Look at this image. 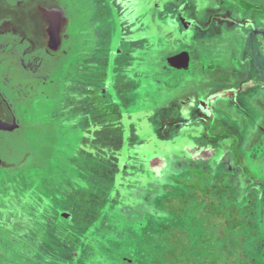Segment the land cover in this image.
I'll return each mask as SVG.
<instances>
[{
  "label": "rangeland",
  "instance_id": "374dc122",
  "mask_svg": "<svg viewBox=\"0 0 264 264\" xmlns=\"http://www.w3.org/2000/svg\"><path fill=\"white\" fill-rule=\"evenodd\" d=\"M74 1L77 6L84 3V0ZM86 1L89 12L78 10L82 16L73 33L82 42L85 23L88 25L91 20L95 23L98 12L97 0ZM154 1L151 0L152 5ZM187 1L189 4L193 0ZM136 2L135 5L131 1L129 11L143 12V3ZM202 2L198 0L200 6ZM179 7L164 9L163 17H166L149 22L146 29L116 30L114 39L118 34L121 53H128L131 37L149 52L144 54L146 61L143 55L142 61L133 60V56L130 60L121 56L114 63L118 68H112V75V71L108 75L109 85L97 79L101 74L106 75L105 68H109L110 62L105 57L103 71L98 72L99 58L94 56L95 51L91 52L98 47V40L90 31L87 34L92 40L88 43L93 47H89L90 53L73 60L72 86L66 81L67 72L58 69L60 72L55 73L48 96L37 100L32 107H17L22 121L29 125L22 143L29 144L32 158L26 168L16 174L2 175L0 184L10 183L11 189H0V200L8 199L16 205L11 208L4 203L0 209L6 206V214L34 216L35 224L39 225L38 231L34 229L38 232L39 249H34V253L24 250L14 254L17 264H151L169 246L167 226L188 231L193 246H198L203 233V223L195 215L199 209L197 212L188 209L185 215L179 216L167 212L163 205L168 197L181 198L187 188H180L178 180L190 178L194 169H202L212 176L208 180L210 186L224 175L228 186L224 197L232 194L235 199L227 200V204L237 206L243 217L253 221L251 228L245 226L241 233L248 238L244 249L264 261V104L261 102L258 108H251L250 100L245 101L240 92L247 82L253 88L262 85L264 75L260 70L256 74L252 64V73L250 71L244 79V54L251 52L250 44L241 38L228 41L226 34H221L215 38V45L197 44L199 54H194L198 47L195 40L187 41L192 28L187 29L185 25L187 21L192 22L193 17L206 20L207 14L198 18L186 6L180 9L183 14L179 19L176 15ZM130 16L143 24L142 13H130ZM178 20L183 22L181 26L178 23L177 28ZM237 20V15L226 19L215 14L208 25L209 33L215 34L224 26H235ZM201 22L193 28H202L198 31L200 35L206 27ZM157 23L162 24L163 29ZM245 32L253 37L254 43H264V30L254 34V28H247ZM142 46L135 50L144 53ZM182 51L194 55L190 71H175L167 65L170 55ZM108 54L106 51L104 55ZM260 55L264 64V52ZM203 66H216L221 72L220 79L208 81L211 74L204 75ZM226 69L231 70L228 75ZM230 80L232 84L228 83ZM95 87L107 105L112 104L116 96L119 98L114 105L113 115L117 120L114 119L113 128L102 126L103 115L97 112L94 115L90 109L93 104L89 101V91ZM193 90L195 92L191 93ZM199 94L204 96L202 100ZM190 95L194 98L191 111L182 102ZM188 114L189 119H184ZM244 122L250 126L246 134L240 126L245 125ZM215 125L218 126L216 132L229 131L230 127L231 131H239V136H244V144L238 143L237 138L210 142L209 129ZM204 149H216L217 154ZM212 155L211 163H205ZM152 158L156 160L154 169L163 170L166 162L167 169L162 171L161 177H155L150 171ZM229 174L232 177H228ZM77 178L85 180L83 185L76 182ZM88 188L89 199L85 202ZM23 220L27 221L26 226L31 224L29 218L23 217ZM195 223H198L196 227ZM31 227L26 228L29 235Z\"/></svg>",
  "mask_w": 264,
  "mask_h": 264
},
{
  "label": "flooded vegetation",
  "instance_id": "af4514ba",
  "mask_svg": "<svg viewBox=\"0 0 264 264\" xmlns=\"http://www.w3.org/2000/svg\"><path fill=\"white\" fill-rule=\"evenodd\" d=\"M29 1H33L34 4L35 1L38 0H0V94L9 101L11 112H14V115L17 119L16 123L20 127H22L21 124H24V122L22 121V117L19 115L20 113L17 107L22 108V106L25 105L27 107H32L37 100L48 96V89L55 80H53V78H55L56 76L55 73L58 74L60 72H57L58 69L63 68L65 73L67 72L69 78H67L66 81L68 82L69 87L72 86L70 74L73 67V60L78 56L82 57V54L90 53L89 47H93L89 46L88 42H91L92 37H88L87 32L89 33L90 31H92V33L98 40V47H96V50H91V52L95 51L96 54H94V56H97L96 58H99L97 66L98 72L102 73L103 71L102 63L105 57L106 60L110 62L109 68H105L106 75L101 74L97 78L98 81L105 80L109 85L110 80L108 78V75L110 74V71H112V68H118V65L115 66L114 63L117 62V60H119L121 56L126 58L127 60H130V56H133V60L142 61L141 57L143 55V59L144 61H146L144 54L146 52H149V49H147L146 46H142L143 44H139L137 42L138 40L136 41L135 38L131 37L129 38L130 48L127 50L128 53H125L124 51L121 53V43H119L118 41V34L116 35V39H114L116 30L119 28L129 31H131L132 29L139 31L142 30L141 27H143V29H146L149 22L150 24H152L151 21L154 22L155 20H157V18L159 19L162 17L164 19L166 17H163V15H165L164 9H166V0H156V2L154 1V5L151 4V0H138L137 2L143 3V12L140 10L137 12H135L134 10H131L132 12L129 11V5L132 0H97L98 12L96 21L94 23V21L91 20L88 25L85 23V27L83 28L84 32H81L84 37H82L80 34L81 38H84L85 41H83V44L82 40L80 39V41H78L73 33H75L77 20L82 16V12H78V10L82 9V11H84L85 9L87 11V1L84 0L83 3V1L81 0L82 2L79 7L75 4L74 0H65L66 4L62 0H59L64 5L66 15H68L69 17V29L65 36L64 53L56 57L52 56V53L49 54L47 48L45 47L43 39L45 35L42 25V14L41 12H39V4H34L31 8L28 3ZM133 1L135 4L136 0ZM227 2L236 3L239 6L240 10L238 7L207 9L205 2H202L201 6L198 3V6L194 12V16H197L199 18L207 14L206 22L208 21L207 23L209 24V22H211L210 18L208 17L209 13H217V15H223L226 19H232L233 17H235V15H237L239 19H242V14H240V11L242 10L253 15L251 16L252 20L259 22V18L261 17L260 20L262 22L264 21L262 20L264 18V10L250 7L247 4H244V2L241 0H227ZM151 6H153V9H151ZM8 7H14L13 13H11V10ZM18 10H20V13L18 12ZM152 10H154V12H152ZM130 13L134 15H139L142 13L145 17L143 24H141L139 20L137 21V18L131 19V17L133 18V16H130ZM180 14H183L181 10L178 13L179 19ZM182 20L181 22L179 20L177 21V28L179 27V24L181 26V23L183 22ZM192 20V22L187 21V24L185 25L187 26V29L195 28L200 23H202L201 21H205V19H196L194 17L192 18ZM247 21H249V19L246 20V22ZM24 23L26 24V26L28 25L27 27L30 28L33 36L32 38L34 42L32 44L30 43L31 45H25L23 42V36L25 35L22 31V25ZM136 23L138 24L135 25ZM156 25H159L160 29L163 27L162 24L159 23H157ZM165 25H167V22H165ZM236 26L237 27L235 28L234 33H236L235 36L238 39L240 36H242V32L240 26ZM225 32L226 30L220 31L217 34L206 35L203 38L199 39L195 35L187 34V41L191 39L195 40V46L198 48H196L194 54H199V46L197 44L202 46L215 45V38L220 36L221 34H226V39L228 41H232V38H229L228 32ZM140 46H142L144 50V53L142 54L135 50L136 47ZM106 51L109 53L108 55H104ZM136 55L139 56V58ZM190 55L192 67L194 55H192V52H190ZM172 69L175 71H184L174 68ZM201 69L204 75L206 72H209L211 74L210 76H217L216 78H218V75L221 73L217 70L216 66L215 68H207L206 66H203L201 67ZM226 71L230 72L231 70L226 69ZM112 73L113 71L111 72V75ZM113 76L111 78L112 81ZM57 86L58 85H56L55 87L56 89ZM112 87H115V84H113V82ZM92 91H95L99 95L101 101H103L102 96H100L96 87L90 89L89 94L92 93ZM13 97L15 100H13ZM117 99H119L118 96H116L113 103L109 105L115 108ZM15 105L16 108L14 107ZM2 116L4 115L0 112V119H2ZM28 127L29 125L26 124L25 127L23 126L21 128V130L19 128L15 129L14 132L16 136L12 135L13 139H8L7 132L0 131V158L1 161H4L5 165V167L0 166L1 180H3L2 175H4L3 177L11 176L16 174V172H18L19 170L23 169V161L25 160V158L22 154L23 152L21 150V145L19 144L20 141L17 138H19L20 134L25 135V131L26 129L28 130ZM11 139L15 142L14 144ZM1 184L0 189L2 191L11 189V187L9 186L10 183H4L3 186ZM1 195L2 193H0V196ZM5 200H2L3 203H0L1 206L4 203H6V205H9L11 208H13L12 205H16L15 203L11 204V200ZM2 201L0 200V202ZM21 208H23V205H21ZM1 209L3 210V213ZM1 209L0 264H17V262H15L14 254H21L24 252V250L34 253V249H36V251L39 249V236L38 232H36L38 231L39 225L35 224L36 217L34 216L13 214L11 212H8V214H6V206L4 207V209L3 207ZM23 217H25V219L29 218L31 224L34 225L32 227L30 226L31 224H28L26 226L24 224L25 221L23 220ZM25 223H27V221ZM28 227H31L32 229L30 235L29 230L26 229ZM34 229L36 231H34ZM33 231L35 233H33ZM34 234L36 236H34Z\"/></svg>",
  "mask_w": 264,
  "mask_h": 264
},
{
  "label": "trees",
  "instance_id": "16d2710c",
  "mask_svg": "<svg viewBox=\"0 0 264 264\" xmlns=\"http://www.w3.org/2000/svg\"><path fill=\"white\" fill-rule=\"evenodd\" d=\"M90 95V103L93 104V108H90L91 111L94 115L96 112L103 115L100 124L106 125L107 128H113L114 119H116V116L113 115L114 108L101 101L95 91H92ZM217 127L215 125L209 129L208 138L210 141L216 142L234 137L228 130L216 132ZM204 150H210L213 151V154H217L216 149ZM212 157L213 155L210 160L204 162L211 163ZM153 159H150V171L155 177H161L162 171L167 169L166 162L161 158L165 162L163 170L154 169L153 162L156 160ZM228 177H232V174H229ZM210 178L212 179V176L203 172L202 169L192 170L190 178L178 180L179 187L187 188V191L182 193L180 199L166 198L163 204L167 212L179 216L185 215L188 209H194L195 212L199 209L195 214L203 223V233L199 245L193 246L188 231L167 226L166 242L169 246L162 256L153 260L151 264H264V261L256 259L244 249V243L248 238H244L241 233L245 226L251 228L253 221L246 216L243 217L237 206L227 204V200L235 199L232 194L224 197V193L228 189L224 175H221L219 182L213 186H210L211 184L208 182ZM84 181V179L77 178L76 182L83 185ZM89 193L90 189H85V202L89 199ZM81 217L83 218L84 214ZM195 224L196 227L198 223Z\"/></svg>",
  "mask_w": 264,
  "mask_h": 264
},
{
  "label": "crops",
  "instance_id": "0c3cea01",
  "mask_svg": "<svg viewBox=\"0 0 264 264\" xmlns=\"http://www.w3.org/2000/svg\"><path fill=\"white\" fill-rule=\"evenodd\" d=\"M187 1V0H186ZM185 0H166V9L167 8H169V7H171V6H175L176 8L175 9H177V7H179V6H181V7H179V10L180 9H185V7L186 8H188V9H191V10H193V12H195V9L197 8V6H198V0H193L191 3H187ZM203 2H205V5L207 6V9H218V8H223V7H231V5H235V6H232V8L234 7V8H236V7H238L239 8V6L236 4V3H229V2H227V0H215L216 1V4L214 5L213 4V1L214 0H202ZM217 1H220L219 3H217ZM241 1H243L244 2V4H247L248 6H250V7H254V8H257V9H259V10H264V0H241ZM204 6V5H203ZM239 10H240V8H239ZM152 12H154V10H152ZM180 11H178L177 13H176V15L178 16V13H179ZM237 13V12H236ZM247 12H244V11H240V14H242V19H239V20H237L236 21V23L237 24H235V26H224V28L223 29H221L220 31H227L228 32V34H229V36L232 38V40H237V37L235 36L236 35V33H234V30H235V28L237 27L236 25H239L240 26V28H241V35L242 36H238L239 38H241L240 40H242L244 43H249L250 44V54L252 55V57H251V55L249 54V53H245L244 55H245V58H244V63H243V67H244V73H243V77H244V79L246 80L247 79V77H248V74H250V71H251V73H252V70L250 69V66L252 67V64L254 65V67H253V71L254 72H256V74L259 72V70H260V72L261 73H263V75H264V69H263V67L261 66V65H263L264 66V64H261L262 63V59L260 60L259 59V57L261 56L260 55V53H261V51H263L264 52V50H260V49H262L263 47H264V43H262V44H256V43H254L253 41H254V39H253V37H251V35H248V33L247 32H245L246 31V29L247 28H254V34H257L258 33V30H261V31H263L264 30V21L262 22L260 19H261V17L259 18V22L258 21H255V20H252V18H251V16H253V15H251L250 13V17H248V18H246L245 19V17H244V15L246 14ZM217 15V13H209V15H208V17L210 18V20H211V16H213V15ZM219 15V14H218ZM241 18V17H240ZM249 19V21H247L246 22V20H248ZM159 20V19H158ZM241 20H243V21H241ZM245 20V21H244ZM262 20H264V18L262 19ZM201 21V20H200ZM204 23L203 24H205V28H203V29H205V30H202L203 31V34L202 35H200L199 34V30L201 31V29H190L191 30V32H189L188 34H191V35H195L198 39L199 38H203L204 36H206V35H214V33H209V31H210V26H208L211 22H209V24L206 22V20L205 21H203ZM232 27H233V29H232ZM161 29H163V28H161ZM174 31H177L176 33H180V31L177 29H174ZM173 31V32H174ZM219 31V32H220ZM219 32H216L215 34H217V33H219ZM255 32H257V33H255ZM226 33V32H225ZM180 35V34H179ZM249 36H250V38H249ZM238 38V39H239ZM249 38V39H248ZM187 39V38H186ZM252 42V43H251ZM183 52H188L189 54H190V52L189 51H182V52H176V53H174L175 55H179V54H181V53H183ZM174 54H172V55H170V56H175ZM169 56V57H170ZM191 56V55H190ZM264 56V55H263ZM246 58H248V60L246 59ZM250 59V60H249ZM167 61V60H166ZM190 67H191V62H190ZM260 67H262V68H260ZM171 68V67H170ZM211 68H215V66H211ZM189 70H190V68H189ZM189 70H184V71H189ZM225 73L228 75L229 74V72L228 71H226L225 70ZM244 74H246V76L244 75ZM256 74H255V77H256ZM220 75V74H219ZM218 75V76H219ZM213 78H216V77H211V76H208V81H209V79L211 80V79H213ZM262 79L261 80H264V76H262L261 77ZM220 79V78H219ZM217 80H218V78H217ZM260 81V80H259ZM228 83H231V80L228 82ZM232 84V83H231ZM245 84V85H244ZM243 84V86L241 87V89H240V92H243V97L245 98V101H247V100H250V107L251 108H258L259 106L258 105H260V103L262 102L263 104H264V82L262 83V85H259V86H257L256 88H253L254 86L253 85H249L248 84V82L247 83H244ZM229 87V86H228ZM201 91V90H200ZM203 91H206V90H203ZM195 92V90H193L191 93H194ZM208 94V93H207ZM230 95H233L232 93L230 94ZM208 96V95H207ZM203 95H201V94H199V100H202L203 99ZM182 102H184V106H186L187 108H189V110L191 111L192 110V108H193V105H194V103H192V102H194V98L192 97V95H190V96H188V98L187 97H184V99H182ZM195 102H196V99H195ZM229 109H231V106L230 107H228ZM244 109H245V107H243ZM242 108V109H243ZM251 108H250V110H251ZM246 111H247V109H246ZM246 111L244 110L242 113H246ZM249 113V112H248ZM259 115H262V113L261 112H259ZM184 116V115H183ZM188 117H190L189 116V114L188 115H186L185 117H183L184 119H186V120H188L189 118ZM245 123V125H240L241 127H243L244 129H243V133H247V130H248V128L250 127L249 125H247L246 124V122H244ZM251 125V124H250ZM254 126V125H253ZM237 128V127H236ZM239 129H240V127H238ZM233 128L232 127H230L229 128V131L234 135V137H233V139L234 138H237L236 139V141L238 142V143H241V145H243L244 144V142H245V140H244V136L243 135H240L239 136V131H237V130H233V131H231ZM228 130V129H227ZM199 133V132H198ZM244 134V135H245ZM232 138V137H231ZM228 139H230V138H227V139H223V140H228ZM223 140H221V141H223ZM235 141V142H236ZM210 142H212V141H210ZM217 143L218 142H220V141H216ZM216 142H212V143H216Z\"/></svg>",
  "mask_w": 264,
  "mask_h": 264
},
{
  "label": "water",
  "instance_id": "95a60500",
  "mask_svg": "<svg viewBox=\"0 0 264 264\" xmlns=\"http://www.w3.org/2000/svg\"><path fill=\"white\" fill-rule=\"evenodd\" d=\"M29 6L32 8L34 4H39V12H41L42 17V25L44 28V43L45 47L48 50L49 54H53L52 56L58 57L59 55H62L64 53L65 49V36L69 29V17L66 15L64 5L59 0H38L35 1L33 4V1H29ZM11 10V13H13L14 7H8ZM1 12V11H0ZM3 12V9H2ZM20 13V10H18ZM7 13V12H5ZM25 24V23H24ZM22 25V31L24 32L23 42L25 45H31L33 41V36L31 33L30 28H28L25 25ZM31 43V44H30ZM57 59V58H56ZM167 65L171 68L177 69V70H189L190 68V62H191V56L188 52H183L179 55L170 56L167 59ZM9 101L4 98L0 94V112L4 115L2 116V119H0V131H4L8 133V139L12 138L13 136H16L15 129H20L25 125L21 124L22 127L17 125L16 123V117L14 115V112H11ZM22 132V131H21ZM23 133V132H22ZM24 134H20L19 138H17L20 141L22 154L24 155L25 160L23 161V168H26V166L29 164L27 162V159L29 160L32 158L30 152H29V144L28 146H24L23 139ZM11 139V140H12ZM13 141V140H12ZM18 144V142H17ZM32 160V159H31ZM0 166L5 167L4 161H1L0 158Z\"/></svg>",
  "mask_w": 264,
  "mask_h": 264
}]
</instances>
